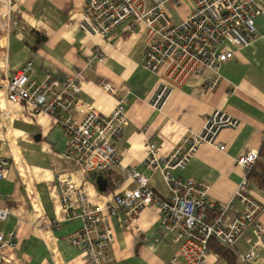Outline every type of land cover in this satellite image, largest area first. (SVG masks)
<instances>
[{
    "label": "crops",
    "instance_id": "crops-1",
    "mask_svg": "<svg viewBox=\"0 0 264 264\" xmlns=\"http://www.w3.org/2000/svg\"><path fill=\"white\" fill-rule=\"evenodd\" d=\"M146 9L152 0H144ZM85 0H11L0 18V78L10 79L27 62L30 78L36 82L49 76L57 81L79 75L80 98L102 115H109L124 99L126 124L115 149L119 166L109 177L124 180L122 170L142 173L159 198L170 193L158 172L144 169L147 141L170 154L189 134L199 133L212 113L220 110L238 121L235 128L223 129L215 145L202 144L186 167L175 177L193 179L206 188L208 206L231 204L243 210L234 197L243 179L236 160L248 150L258 151L264 136V37L256 39L219 69L220 80L211 87L213 75L203 72L189 76L181 86L170 90L160 109L151 105L159 76L143 68L146 28L129 18L106 38L91 37L79 25ZM170 21L181 24L194 11V0L165 3ZM257 32L264 35V18L255 20ZM43 39V40H42ZM41 41V42H40ZM99 52L92 67L89 58ZM112 85L116 93L103 89ZM66 136L55 120L34 114L22 101L9 102L0 91V155L11 166L6 180H0V207L9 211L0 223V233L14 234L15 249L4 251L2 264H87L79 251L65 242L77 230L79 220L63 221L52 163L70 170L74 182L86 189L93 206L109 203L110 187L100 192L98 176L82 174L71 163H63ZM224 146L223 151L217 149ZM124 185L134 184L125 180ZM249 196L264 203V193L249 187ZM212 220L214 213L206 214ZM155 205L144 208L137 221L124 228L117 218L111 224L114 242L105 264H169L182 241H175L161 225ZM264 229V214L258 216ZM56 222L58 226H56ZM237 256L247 250L243 239L235 244ZM210 264H225L209 251ZM264 264V249L259 252ZM238 264H241L239 258Z\"/></svg>",
    "mask_w": 264,
    "mask_h": 264
},
{
    "label": "built area",
    "instance_id": "built-area-1",
    "mask_svg": "<svg viewBox=\"0 0 264 264\" xmlns=\"http://www.w3.org/2000/svg\"><path fill=\"white\" fill-rule=\"evenodd\" d=\"M179 0H152L146 9L144 0H85L80 29L91 37L106 38L127 19L146 28L143 68L159 76V83L151 105L160 109L170 90L179 87L192 75L205 71L213 75L211 87L217 86L222 64L233 58L235 50H241L260 38L255 20L264 18V0H194L195 8L181 24H173L163 5ZM11 0H0L2 8ZM101 58L97 52L89 58L90 68ZM32 63L27 62L10 79L0 78V91L9 102H25L34 114L51 116L66 136L65 149L59 154L63 163H71L82 174L102 176L110 187L111 199L104 206H93L86 197V189L78 186L70 175L52 163L56 188L63 211V221L79 220L80 227L65 237V242L76 248L87 264H105L107 252L114 242L113 218L124 228L133 225L140 212L155 205L160 211L161 225L182 241L178 253L169 264H210L209 240L229 249L243 239L247 250L238 255L241 264H261L260 250L264 249V229L258 216L264 214V203L249 196L246 174L258 158V151L248 150L236 160L243 179L234 197L243 207L235 212L231 204L208 206L206 188L193 179L175 177L173 172L183 170L202 144L215 145L217 136L226 128H235L238 121L216 110L199 133L184 137L170 153L163 154L161 147L151 141L145 144L143 167L158 172L170 195L159 198L148 179L135 169L122 170L121 180L109 177L119 166V154L115 149L126 124L124 99L117 102L109 115H102L83 101L80 96L79 75L67 76L62 81L46 76L36 82L30 78ZM108 94L115 88L104 84ZM219 151L224 150L221 144ZM8 158L0 155V180L10 173ZM125 180L134 184L124 185ZM206 211H213L212 220ZM9 211L0 207V223ZM56 226L58 223L56 222ZM14 234L0 233V264L4 251L15 249Z\"/></svg>",
    "mask_w": 264,
    "mask_h": 264
},
{
    "label": "trees",
    "instance_id": "trees-1",
    "mask_svg": "<svg viewBox=\"0 0 264 264\" xmlns=\"http://www.w3.org/2000/svg\"><path fill=\"white\" fill-rule=\"evenodd\" d=\"M246 182L249 187H254L264 193V136L258 149V158L246 174ZM210 213L212 214L214 212L206 211L207 215ZM215 216L216 214L214 213L213 218H215ZM208 250L218 255L225 262V264H238V256L234 249L226 248L212 240H209Z\"/></svg>",
    "mask_w": 264,
    "mask_h": 264
},
{
    "label": "water",
    "instance_id": "water-1",
    "mask_svg": "<svg viewBox=\"0 0 264 264\" xmlns=\"http://www.w3.org/2000/svg\"><path fill=\"white\" fill-rule=\"evenodd\" d=\"M95 184L100 192H105L107 188V181L102 176H98L96 178Z\"/></svg>",
    "mask_w": 264,
    "mask_h": 264
}]
</instances>
